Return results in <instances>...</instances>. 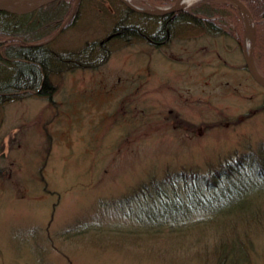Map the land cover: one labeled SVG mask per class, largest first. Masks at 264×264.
Masks as SVG:
<instances>
[{
	"label": "rangeland",
	"instance_id": "obj_1",
	"mask_svg": "<svg viewBox=\"0 0 264 264\" xmlns=\"http://www.w3.org/2000/svg\"><path fill=\"white\" fill-rule=\"evenodd\" d=\"M99 1L81 4L75 24L52 39L54 52L106 38L129 2L157 17L177 3L122 0L119 12ZM235 19L228 35L182 25L162 44L151 41L159 25L150 19L143 34L111 40L97 68L53 76V101L28 97L0 110V264H217L203 227L173 239L119 201L153 174L206 172L228 158L243 156L256 175L264 86L246 66L254 27ZM233 228L252 241L247 264H264V217Z\"/></svg>",
	"mask_w": 264,
	"mask_h": 264
},
{
	"label": "trees",
	"instance_id": "obj_2",
	"mask_svg": "<svg viewBox=\"0 0 264 264\" xmlns=\"http://www.w3.org/2000/svg\"><path fill=\"white\" fill-rule=\"evenodd\" d=\"M79 1L74 16L65 27L73 26L78 19L79 7L86 0ZM148 1L152 5H168L175 0ZM241 1L253 18L254 59L259 72L264 75V0ZM74 2L56 0L26 14L0 10V110L7 104L28 97H47L53 101L56 91L51 82L53 76L74 69L97 68L106 61L104 50L107 49L104 47L111 40L127 42L133 35H140L143 28L148 29L150 19L159 25L152 33L155 37L151 41L162 44L175 36L178 26L182 25L201 26L212 36L228 35L232 33V20H237L236 17L241 21L243 16L239 7L230 0H203L189 9H179L158 17L126 8L120 19L124 21L118 22L121 25L112 30L107 39L86 42L83 48L65 53L54 52L51 41L43 42L67 20ZM104 2H108L109 8L114 11L120 8V12L125 7L122 0L98 3L101 5ZM131 18L133 22L125 24L126 19ZM258 109L264 110V102ZM249 167L256 171V175L246 170L245 158L239 156L237 161L228 158L218 168L210 167L206 172L183 168L167 171L161 179L153 174L119 203L121 207H129L141 219L143 227L163 228L162 231L166 230L173 239L181 238L201 226L205 229L201 239H209L212 246H216L217 264H247L251 257L248 244L252 241L247 234H241L245 244L248 240L246 247L243 246L241 235L233 227L240 220L247 225L264 217V156L253 158ZM209 226L212 229L206 230Z\"/></svg>",
	"mask_w": 264,
	"mask_h": 264
},
{
	"label": "water",
	"instance_id": "obj_3",
	"mask_svg": "<svg viewBox=\"0 0 264 264\" xmlns=\"http://www.w3.org/2000/svg\"><path fill=\"white\" fill-rule=\"evenodd\" d=\"M19 1L21 2L22 0H0V10H4L10 13H16V14H23V13H29V12L32 13V11L38 9L39 7L45 4H48L52 1H55V0H27L29 1V4L27 5H21L19 4L20 3ZM231 1L235 2V4H237L241 8L244 14L247 15L249 13L248 8L246 7L244 3H242L241 0H231ZM175 9L176 8H174V10ZM247 66H249V69L252 75L254 76V78L259 83L264 85V78L260 76V74L257 72V70L255 69L254 63H253V50H251Z\"/></svg>",
	"mask_w": 264,
	"mask_h": 264
},
{
	"label": "bare ground",
	"instance_id": "obj_4",
	"mask_svg": "<svg viewBox=\"0 0 264 264\" xmlns=\"http://www.w3.org/2000/svg\"><path fill=\"white\" fill-rule=\"evenodd\" d=\"M189 0H182L181 2H180V5H183V4H185V3H187ZM20 2V1H19ZM25 3H28V1H24V0H22L19 4H25ZM78 20V19H77ZM76 20V21H77ZM75 21V22H76Z\"/></svg>",
	"mask_w": 264,
	"mask_h": 264
}]
</instances>
